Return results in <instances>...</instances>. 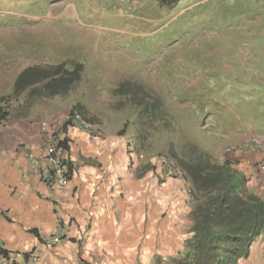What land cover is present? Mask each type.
<instances>
[{
  "label": "rangeland",
  "instance_id": "rangeland-1",
  "mask_svg": "<svg viewBox=\"0 0 264 264\" xmlns=\"http://www.w3.org/2000/svg\"><path fill=\"white\" fill-rule=\"evenodd\" d=\"M75 67L73 82L44 88ZM26 70L31 86L14 95ZM0 101L10 114L0 127L36 121L58 140L77 116L83 133L112 140L126 157L131 202L163 216L181 208L189 219L178 162L202 153L221 163L238 137L264 140V0H0ZM71 150L83 160L79 146ZM230 163L264 199V176ZM168 164L180 179L165 175ZM167 181L164 192L178 186L172 199L157 196ZM167 235L154 240L163 257L184 242ZM261 240L244 264H264Z\"/></svg>",
  "mask_w": 264,
  "mask_h": 264
},
{
  "label": "crops",
  "instance_id": "crops-1",
  "mask_svg": "<svg viewBox=\"0 0 264 264\" xmlns=\"http://www.w3.org/2000/svg\"><path fill=\"white\" fill-rule=\"evenodd\" d=\"M12 123L0 127V244L18 256L32 251L37 257L35 262L18 257L19 264H151L166 251L154 245L159 233L169 232L166 237L173 240L189 237L191 209L183 219L179 206V212L163 216L161 210L146 211L144 202H131L126 157L112 140L69 129L70 149L64 154L72 161V174L63 188H49L32 176L24 157L40 149L38 124ZM72 146L82 149L83 160ZM224 160L255 171L257 156L237 151ZM167 183L157 188V196L172 199L178 186L170 182L172 189L164 192Z\"/></svg>",
  "mask_w": 264,
  "mask_h": 264
},
{
  "label": "trees",
  "instance_id": "trees-1",
  "mask_svg": "<svg viewBox=\"0 0 264 264\" xmlns=\"http://www.w3.org/2000/svg\"><path fill=\"white\" fill-rule=\"evenodd\" d=\"M155 1L161 7H171L181 0ZM30 73L31 70H26L18 75L13 84L14 95L31 86L26 79ZM63 75L59 82L51 80L44 88L63 87L73 82L77 68L63 72ZM2 109L3 106L0 107V123L10 120L9 112ZM73 112H70L71 118ZM71 121L69 119L62 125L63 137L57 143V148L67 154ZM196 157L195 160L178 162L190 186V235L184 240L181 251L169 257L154 256L151 264H244L252 259L255 243L259 239L264 241V199L249 189L246 175L234 169L230 162L218 163L202 153ZM72 170L69 164L68 180ZM32 233L38 238L37 233ZM1 253L6 254V251Z\"/></svg>",
  "mask_w": 264,
  "mask_h": 264
},
{
  "label": "built area",
  "instance_id": "built-area-1",
  "mask_svg": "<svg viewBox=\"0 0 264 264\" xmlns=\"http://www.w3.org/2000/svg\"><path fill=\"white\" fill-rule=\"evenodd\" d=\"M71 126L77 127L81 131H89V127L79 122L77 116L72 118ZM40 129L42 137L39 145L40 149L26 151L24 157L30 166L32 176L37 178L39 182L49 188H63L69 181L70 172H68V169L70 163L66 155L57 148L59 140L54 137V127L48 124H41ZM237 151L257 156L255 171L264 176V140L250 136L238 147L229 148L227 152L236 153ZM174 169L172 164H168L164 171L165 175L180 179V172H176ZM1 251L6 250L0 244V264H19L18 257L22 260L27 259L30 262L37 261V257L32 251L25 252L21 256L8 251H6V254H2Z\"/></svg>",
  "mask_w": 264,
  "mask_h": 264
},
{
  "label": "clouds",
  "instance_id": "clouds-1",
  "mask_svg": "<svg viewBox=\"0 0 264 264\" xmlns=\"http://www.w3.org/2000/svg\"><path fill=\"white\" fill-rule=\"evenodd\" d=\"M228 153V152H227Z\"/></svg>",
  "mask_w": 264,
  "mask_h": 264
}]
</instances>
